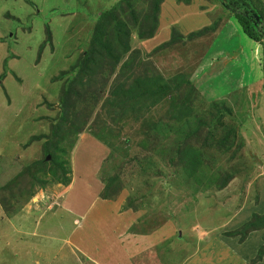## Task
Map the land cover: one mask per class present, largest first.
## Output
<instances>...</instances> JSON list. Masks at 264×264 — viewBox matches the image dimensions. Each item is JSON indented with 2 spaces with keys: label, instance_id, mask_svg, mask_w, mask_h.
Masks as SVG:
<instances>
[{
  "label": "rangeland",
  "instance_id": "374dc122",
  "mask_svg": "<svg viewBox=\"0 0 264 264\" xmlns=\"http://www.w3.org/2000/svg\"><path fill=\"white\" fill-rule=\"evenodd\" d=\"M136 77L171 92L121 110L112 92ZM53 153L69 187L39 167ZM114 177L118 197L93 202ZM256 216L264 46L233 14L213 0H0V264H264Z\"/></svg>",
  "mask_w": 264,
  "mask_h": 264
},
{
  "label": "trees",
  "instance_id": "16d2710c",
  "mask_svg": "<svg viewBox=\"0 0 264 264\" xmlns=\"http://www.w3.org/2000/svg\"><path fill=\"white\" fill-rule=\"evenodd\" d=\"M214 2L218 3L219 5L222 6V8L225 11L230 12L233 14L242 27V30L244 34L251 39L252 41L255 42H261L263 41V46H264V38L263 34L261 33V29L256 26L255 21H253V16H259L263 21H264V2L261 0H213ZM248 16V17H247ZM113 12L108 11L105 13H102L100 15V23H104L106 21H111L113 20ZM151 21H155V19L151 18ZM122 24H118L116 28L119 30L121 28ZM264 30V29H263ZM122 39V38H120ZM96 40V38H94ZM100 44L99 41H95L90 45V48L86 50V52L83 55L82 59V66L78 67L80 71V76L86 74L87 72H91V67L90 66L92 63H95V56H101V49L99 48ZM108 48V56L111 57V61H115L116 63H119L123 60V56L119 55H114L112 54V48L110 46H105ZM99 48V49H98ZM126 65L125 67L130 68L131 61H126L124 63ZM148 85V86H147ZM149 87V88H148ZM145 90H142V89ZM116 91V92H115ZM171 92L169 89L168 85L163 84L161 81L153 78H137L133 82L129 83L126 87L124 83L119 82L116 88L113 90V95L118 102L119 107L121 110H125L126 107H131L134 102H142L143 100H149L151 105H156L165 98L168 97V93ZM62 104H60L61 111L64 115L65 113V97L62 100ZM173 101V100H171ZM168 103V102H167ZM172 113H176L177 116H182L185 112V107L186 104L182 100L176 105L171 104ZM64 120H66V116L64 115ZM56 129L58 130V127L56 126ZM59 134L58 132L53 133V137L58 139ZM57 141V140H56ZM58 142V141H57ZM190 157L187 160L188 163V170L190 171V176L193 177L194 179H197V171L200 170V163L198 162V156L197 152H191ZM53 157V163L50 167V165L46 162L42 163L39 162V167L42 168L43 170H48L51 172V175L54 177V180H56L57 184H60L64 187H69L71 184V180L69 177L70 171L66 169L67 163H62L58 161V158L55 153L52 154ZM47 166L50 168L47 169ZM39 170V168H38ZM24 175V174H23ZM32 177V176H31ZM197 181V180H196ZM42 182V181H41ZM199 182V181H197ZM49 183V182H48ZM47 182H44L42 184L43 187H46L48 184ZM122 184L120 182L119 177H114L108 180L105 183V187L102 191H100L99 194H93V202H95L96 199H99L101 201H114L118 195L122 192ZM85 191V190H84ZM88 192V191H86ZM84 192L85 197L87 198L88 194ZM99 197H97V196ZM88 206V205H87ZM89 207V206H88ZM250 230L252 231H258V230H264V216H256L254 218V221L249 223L246 226V231L249 232ZM245 234L244 236H246ZM259 256L262 257L264 256V250H262L259 253Z\"/></svg>",
  "mask_w": 264,
  "mask_h": 264
},
{
  "label": "water",
  "instance_id": "95a60500",
  "mask_svg": "<svg viewBox=\"0 0 264 264\" xmlns=\"http://www.w3.org/2000/svg\"><path fill=\"white\" fill-rule=\"evenodd\" d=\"M252 18H253V21H255L257 27H261L264 29V21L259 16L255 15ZM263 38H264V33H263ZM48 159L50 160V157Z\"/></svg>",
  "mask_w": 264,
  "mask_h": 264
},
{
  "label": "crops",
  "instance_id": "0c3cea01",
  "mask_svg": "<svg viewBox=\"0 0 264 264\" xmlns=\"http://www.w3.org/2000/svg\"><path fill=\"white\" fill-rule=\"evenodd\" d=\"M73 193V192H75V186H72V189H71V191H70V193ZM71 193V194H72ZM71 194L68 196V198L67 199H69L70 197H71ZM85 211H89L90 209H89V207L87 206L85 209H84ZM70 211H72V212H74V213H76V214H78V215H82V211H76L75 209H70Z\"/></svg>",
  "mask_w": 264,
  "mask_h": 264
},
{
  "label": "flooded vegetation",
  "instance_id": "af4514ba",
  "mask_svg": "<svg viewBox=\"0 0 264 264\" xmlns=\"http://www.w3.org/2000/svg\"><path fill=\"white\" fill-rule=\"evenodd\" d=\"M260 28V27H259ZM261 29V28H260ZM262 31H261V33L263 34L264 33V30L263 29H261Z\"/></svg>",
  "mask_w": 264,
  "mask_h": 264
}]
</instances>
